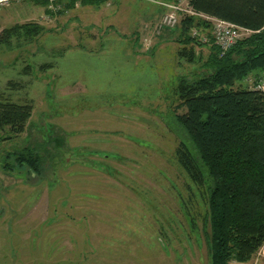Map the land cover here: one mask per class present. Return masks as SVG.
<instances>
[{
    "label": "rangeland",
    "instance_id": "374dc122",
    "mask_svg": "<svg viewBox=\"0 0 264 264\" xmlns=\"http://www.w3.org/2000/svg\"><path fill=\"white\" fill-rule=\"evenodd\" d=\"M111 1L58 2L52 17L29 0L0 8V39L15 24L44 28L0 41V92L34 104L26 131L0 142V264H210L204 202L168 127L179 78L199 68L178 56L177 34L161 33L173 29L162 14L143 16L154 2ZM42 143L56 157L46 172L6 165Z\"/></svg>",
    "mask_w": 264,
    "mask_h": 264
},
{
    "label": "trees",
    "instance_id": "16d2710c",
    "mask_svg": "<svg viewBox=\"0 0 264 264\" xmlns=\"http://www.w3.org/2000/svg\"><path fill=\"white\" fill-rule=\"evenodd\" d=\"M33 1L46 7L48 17L62 12L54 7L59 5L56 2ZM188 2L195 14L183 12L177 24L170 26L173 29L165 27L161 32L177 34L178 56L199 68L191 77L179 78L174 90L178 96L175 117L168 127L179 140L177 162L204 202L206 211L200 214L210 264H246L260 257L264 246V89L255 84L264 79V0ZM71 3L76 6L77 1ZM163 11L164 16L168 10ZM210 17L250 32L222 53ZM43 31L38 22L15 24L3 31L0 41L11 45L15 35L33 38ZM136 37L135 44L140 38ZM196 48L207 52L198 53ZM25 70L30 73L29 65ZM33 109L32 101L14 102L0 92V142L25 132ZM45 144L7 153L6 165L13 169L12 157L29 173L46 172L47 155L52 160L56 157L50 156ZM190 222L197 227L194 219Z\"/></svg>",
    "mask_w": 264,
    "mask_h": 264
},
{
    "label": "built area",
    "instance_id": "2783aa9c",
    "mask_svg": "<svg viewBox=\"0 0 264 264\" xmlns=\"http://www.w3.org/2000/svg\"><path fill=\"white\" fill-rule=\"evenodd\" d=\"M13 0H0V8L8 6ZM169 5V6H168ZM168 12L164 15L163 24L175 26L178 20V13L186 12L195 14V11L189 5L188 0H177L167 4ZM55 8H59L60 5ZM209 20L213 23V32L215 33V42L224 53L228 48L237 44V41L248 34L250 31L239 25H235L228 20H222L215 17H210ZM258 89H264V79L261 82L255 83Z\"/></svg>",
    "mask_w": 264,
    "mask_h": 264
},
{
    "label": "crops",
    "instance_id": "0c3cea01",
    "mask_svg": "<svg viewBox=\"0 0 264 264\" xmlns=\"http://www.w3.org/2000/svg\"><path fill=\"white\" fill-rule=\"evenodd\" d=\"M30 2H33L34 3V1L33 0H29ZM51 1H53V2H56L57 4H58V2H60L59 4H63L62 5V7L63 6H65L66 8H68V9H70V8H73V7H75V6H72V0H49V2H51ZM77 1V4H76V6H83L84 5V7L86 6V5H92L93 7H100L101 5H103V4H108V2H106L105 1V3H101V4H85V3H81V1L82 0H76ZM108 1V0H107ZM148 1H151L152 3L154 2V5L153 6H142L141 7V9H142V12H144L143 13V16L147 19H150V21H153V19L155 20V18H157V19H159L160 18V16H161V14H163L164 13V11H163V6H162V4H160V2H162V1H164V0H148ZM166 1V0H165ZM169 1V0H168ZM173 1V0H172ZM48 2V3H49ZM109 2H113V1H111V0H109ZM49 7V6H48ZM51 7V6H50ZM47 14V12L45 11V15ZM145 23H147V22H145ZM148 24V23H147ZM136 35H139V33L136 31V32H134ZM258 261H261L263 264H264V246H263V248L261 249V252H260V257H256L255 259H254V263H256V262H258ZM251 262V261H250ZM249 263V262H248ZM248 263H246V264H248Z\"/></svg>",
    "mask_w": 264,
    "mask_h": 264
}]
</instances>
